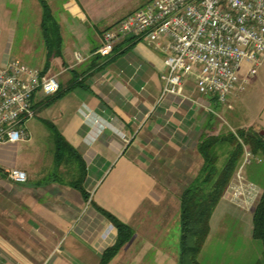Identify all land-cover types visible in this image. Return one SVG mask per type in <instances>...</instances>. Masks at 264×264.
<instances>
[{
  "label": "crops",
  "instance_id": "1",
  "mask_svg": "<svg viewBox=\"0 0 264 264\" xmlns=\"http://www.w3.org/2000/svg\"><path fill=\"white\" fill-rule=\"evenodd\" d=\"M6 1L0 0V10L9 7ZM45 1L63 42V57L52 58L46 71L57 77L60 92L59 97H36L37 116L27 124L29 141L0 144V171L20 169L28 176V182L19 185L1 175L0 264H100L102 254L115 244L117 230L92 204L134 231L110 264L122 255L126 264H136L139 226L143 219H158L156 211L165 195L149 166L159 159L158 167H164L160 153L165 147L175 153L197 151L202 136L212 135V101L198 92L192 78L185 80L181 95H163L162 76L168 72L165 42L139 41L131 46L124 40L110 56L96 55L103 31L132 13L126 3ZM24 3L17 0L14 7L21 10ZM30 8L41 29L39 1L31 0ZM3 21L0 66L12 60L16 29L21 28L15 18ZM29 23L24 20L25 30ZM23 43L21 58L35 55L41 66L36 69L44 72L48 57L44 38V48L26 38ZM45 122H51L83 156L89 201L62 179V173L69 174L73 167L55 165L54 144L48 153L39 145L38 125ZM165 251L144 248L140 261L178 264L175 252Z\"/></svg>",
  "mask_w": 264,
  "mask_h": 264
},
{
  "label": "built area",
  "instance_id": "2",
  "mask_svg": "<svg viewBox=\"0 0 264 264\" xmlns=\"http://www.w3.org/2000/svg\"><path fill=\"white\" fill-rule=\"evenodd\" d=\"M129 38L160 45L165 42L167 74L163 95H181L186 79L195 80L200 94L225 104L244 91L264 61V0H152L106 30L96 55L110 56ZM79 61L80 56L77 54ZM249 65L245 76L243 64ZM56 76L18 61L0 66V144L29 141L27 124L37 116L35 99L56 96ZM246 163H250L246 153ZM244 162V163H245ZM242 166L224 197L248 209L260 189L245 182ZM15 184L28 182L20 169L0 171Z\"/></svg>",
  "mask_w": 264,
  "mask_h": 264
},
{
  "label": "rangeland",
  "instance_id": "3",
  "mask_svg": "<svg viewBox=\"0 0 264 264\" xmlns=\"http://www.w3.org/2000/svg\"><path fill=\"white\" fill-rule=\"evenodd\" d=\"M117 1L126 3L127 9L132 10L133 13L144 8L152 0ZM30 2L31 0H25L22 6L23 9L19 10V8L14 7L17 0H7L6 3L9 4V7L6 10H0V25H6L4 19L15 18L19 20L21 28L16 29L17 34L11 51V61H18L29 67L39 68L41 66L35 55L31 57L33 59H30V55L24 53L25 57L21 58L22 47L25 46L23 43L24 38L27 41H35L38 48L43 47L42 28L39 29L36 26L38 16L35 10L30 8ZM24 20L30 22L27 30L24 28ZM248 68L249 65L244 63L240 75L245 76ZM214 99L216 101L212 100L211 113L212 135L236 134L239 131H249L257 134L264 132V61L258 68L256 75L249 79L243 92L230 96L225 104L218 102L216 98ZM38 127L39 145L42 150H46L48 153L51 145L54 144L50 130L44 124L38 125ZM247 152H249V147L246 146L241 162L243 169L241 174L245 182H253L262 191L264 160L251 154L248 157L250 163H246ZM160 154L161 157H165L164 167H158L157 162L159 159H156L155 163L150 164L149 167L155 171L158 183L164 190L163 205L156 211L158 218L156 221H154V218L142 220L138 229L141 237L136 241L135 247L138 248L139 253L144 248L153 250L154 248L165 247L166 251H174V255L176 254L178 258L180 236L179 198L185 186L198 175L203 160L197 155L196 150L175 153L165 147ZM224 159L225 157L220 160L221 163ZM61 176L64 180L70 182L73 180L72 175L65 174V171ZM256 205L257 202L250 208L243 209L239 203L221 200L210 222L211 232L198 257L200 264H264L262 243L252 237V217ZM145 213L143 211L140 215L144 216ZM150 252L154 253L155 251ZM139 253L137 254L139 260L136 261V264H145L140 261L142 255ZM151 257L152 255H149L147 259ZM116 264H126L123 255Z\"/></svg>",
  "mask_w": 264,
  "mask_h": 264
},
{
  "label": "trees",
  "instance_id": "4",
  "mask_svg": "<svg viewBox=\"0 0 264 264\" xmlns=\"http://www.w3.org/2000/svg\"><path fill=\"white\" fill-rule=\"evenodd\" d=\"M42 8L41 28L48 57L44 73L50 67L52 58H62L63 42L59 24L45 0H38ZM125 42L135 45L139 40L126 39ZM59 93L56 95L58 96ZM59 97V96H58ZM213 101H216L213 99ZM52 134L57 167L67 166L73 180L70 186L80 192L84 200L89 201L84 182L87 177V165L79 154L51 123L45 122ZM249 152L264 160V136L252 132L239 131L221 135H203L197 152L203 160L198 175L183 189L180 195L179 215V255L178 264H200L198 257L211 232L210 222L219 203L229 186L235 181L241 168L245 147ZM225 157L221 163V159ZM68 174V175H69ZM253 183V182H252ZM96 210L117 230L115 244L101 256L100 264H110L122 248L134 237L133 229L110 212L92 204ZM252 237L262 243L264 257V184L261 196L255 206L252 217Z\"/></svg>",
  "mask_w": 264,
  "mask_h": 264
},
{
  "label": "water",
  "instance_id": "5",
  "mask_svg": "<svg viewBox=\"0 0 264 264\" xmlns=\"http://www.w3.org/2000/svg\"><path fill=\"white\" fill-rule=\"evenodd\" d=\"M261 135L264 136V132H262Z\"/></svg>",
  "mask_w": 264,
  "mask_h": 264
}]
</instances>
